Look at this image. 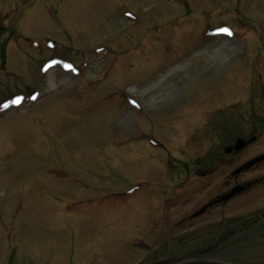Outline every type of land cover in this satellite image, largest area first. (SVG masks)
<instances>
[{
	"label": "rangeland",
	"instance_id": "obj_1",
	"mask_svg": "<svg viewBox=\"0 0 264 264\" xmlns=\"http://www.w3.org/2000/svg\"><path fill=\"white\" fill-rule=\"evenodd\" d=\"M0 63V264L157 261L140 206L166 153L221 121L258 128L240 161L264 150V0H0Z\"/></svg>",
	"mask_w": 264,
	"mask_h": 264
},
{
	"label": "flooded vegetation",
	"instance_id": "obj_2",
	"mask_svg": "<svg viewBox=\"0 0 264 264\" xmlns=\"http://www.w3.org/2000/svg\"><path fill=\"white\" fill-rule=\"evenodd\" d=\"M231 123H207L202 133L203 152L195 158L187 155L186 159L178 160L168 152L164 156L162 177L165 179L161 183L157 181L159 187L146 190L141 196L140 212L158 214L155 223L150 221L157 225L154 234L157 244L152 258L222 262L224 253L232 249L234 254L245 253L247 249L264 250V171L259 169L264 163V150L240 161L241 153L256 143L259 132L255 125L242 132L237 123L234 122V126ZM254 159L251 166L241 169L245 162ZM225 169L224 179L206 192L196 205L188 206V196L196 188L197 179L208 185L215 177L223 176ZM247 171H254V174L242 178ZM241 197L250 201L248 210L243 213L228 211L247 205L240 201ZM183 199H186L185 206L180 211L178 204ZM140 219L146 223L150 220L149 217ZM244 243L246 247L236 249ZM225 262L252 264L245 259H226Z\"/></svg>",
	"mask_w": 264,
	"mask_h": 264
},
{
	"label": "water",
	"instance_id": "obj_3",
	"mask_svg": "<svg viewBox=\"0 0 264 264\" xmlns=\"http://www.w3.org/2000/svg\"><path fill=\"white\" fill-rule=\"evenodd\" d=\"M253 162L254 160H251L247 162L246 164H244L242 167H248ZM148 264H226V263L210 261V260H193V259L182 260L178 258H170V259L158 260V261L151 262Z\"/></svg>",
	"mask_w": 264,
	"mask_h": 264
},
{
	"label": "snow or ice",
	"instance_id": "obj_4",
	"mask_svg": "<svg viewBox=\"0 0 264 264\" xmlns=\"http://www.w3.org/2000/svg\"><path fill=\"white\" fill-rule=\"evenodd\" d=\"M224 31H227V30L225 29ZM12 103H19V100L18 99L14 100V101H12ZM7 106H8L7 104L4 105V107H7Z\"/></svg>",
	"mask_w": 264,
	"mask_h": 264
}]
</instances>
